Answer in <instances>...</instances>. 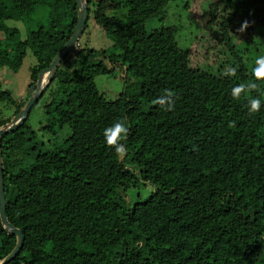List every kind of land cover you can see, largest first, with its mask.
<instances>
[{
    "label": "trees",
    "instance_id": "trees-1",
    "mask_svg": "<svg viewBox=\"0 0 264 264\" xmlns=\"http://www.w3.org/2000/svg\"><path fill=\"white\" fill-rule=\"evenodd\" d=\"M100 1L87 0L90 16L113 45L78 40L31 109L44 98L39 128L30 111L1 139L6 214L24 235L9 264H264V104L248 110L249 98L264 101V78L253 75L264 40L250 63L240 47L264 38V0H211L198 15L209 39L192 40V49L180 46L178 26H146L176 0L160 8ZM78 9L77 0H0V68L17 72L30 50V96L70 40ZM10 20L36 28L21 39ZM118 66L124 89L109 100L96 78ZM166 93L171 111L157 103ZM0 101L17 116L28 99L0 83ZM12 120L0 119V129ZM120 120L128 126L122 157L103 137ZM16 244L0 218V261Z\"/></svg>",
    "mask_w": 264,
    "mask_h": 264
},
{
    "label": "rangeland",
    "instance_id": "rangeland-1",
    "mask_svg": "<svg viewBox=\"0 0 264 264\" xmlns=\"http://www.w3.org/2000/svg\"><path fill=\"white\" fill-rule=\"evenodd\" d=\"M153 5L160 8L167 3V0H152ZM211 0H176L170 2L166 10L161 17L154 18L147 23L149 30H154L162 26H178L179 32V44L180 46L188 47L190 49L195 47V44L191 43L192 40L198 39L202 41H207L209 35L202 28V23H199L198 15L200 12L205 10ZM106 0H101L100 3H106ZM190 6L187 8V6ZM112 6V3L111 5ZM45 9L39 8V12L33 15L35 20H32L36 24L39 20L43 19L45 16ZM113 14V13H112ZM117 16L121 18L126 17V11L120 10ZM7 25L11 27H17L20 30L21 39H26L28 36V27L35 29L36 27L32 24L23 21H13L7 22ZM34 27V28H33ZM3 35L0 34V37ZM264 38L259 37L257 43H250L245 41L240 46L241 48L250 49V54L248 57V63L256 58V50L260 47L259 45L263 42ZM196 41V40H195ZM82 47H89L96 50L107 49L113 45L112 40L106 36L103 29L97 25L94 17L91 15L88 21L87 28L83 32L79 39ZM263 45V44H262ZM36 64V58L30 50L27 51V55L24 58V63L21 68L15 72L7 67L0 68V83L3 89L9 90L11 95L17 101H25L30 99V93L28 87L31 83V69ZM124 70L122 67L118 66L112 74L100 75L96 78L97 87L107 99L114 100L122 94L124 89L123 83ZM43 99L36 105V107L30 113V125L38 129L40 126V121L42 118V104ZM28 102V101H27ZM15 105H11L8 102L0 101V119H7L13 116L15 112ZM10 125V124H8ZM150 190V189H148ZM1 262V261H0Z\"/></svg>",
    "mask_w": 264,
    "mask_h": 264
},
{
    "label": "water",
    "instance_id": "water-1",
    "mask_svg": "<svg viewBox=\"0 0 264 264\" xmlns=\"http://www.w3.org/2000/svg\"><path fill=\"white\" fill-rule=\"evenodd\" d=\"M77 5L79 8L78 19L70 40L64 45L63 49L56 55V57L50 64L49 68L39 74L37 88L35 92L31 95L30 99L28 100L23 110L16 117L13 118L10 125H6L0 129V143L4 135L14 132L24 123L31 109L33 108V106L35 105V103L38 101L43 91L45 90L46 86L52 81L54 74L57 71L60 63L69 53L75 51L74 47L77 41L82 36L83 31L86 27V23L90 18V10L87 0H77ZM6 206H7V199L5 194L4 171H3L1 146H0V218L5 229L9 233L17 236V244L14 250L5 259H3L0 262V264H9L13 259H15L17 255L20 253L24 242V235L22 230L14 227L9 222L6 214Z\"/></svg>",
    "mask_w": 264,
    "mask_h": 264
},
{
    "label": "clouds",
    "instance_id": "clouds-1",
    "mask_svg": "<svg viewBox=\"0 0 264 264\" xmlns=\"http://www.w3.org/2000/svg\"><path fill=\"white\" fill-rule=\"evenodd\" d=\"M247 22H245L246 25ZM245 25L241 26V30ZM257 67L253 70V75L257 78H264V56H261L256 61ZM235 69L230 68L228 70V75H234ZM245 87L255 88V83H250L247 86L243 84H238L231 89V95L234 99H238L240 93L244 90ZM157 103L166 111H171L174 108V99L171 95L165 94L158 98ZM264 104L259 98L251 97L248 100V110L249 112L255 113L258 112L261 108V105ZM128 133V126L124 120L116 121L113 124L107 126L103 130V137L105 144L107 146H112L115 153L119 154L121 157L126 153L127 148L122 141L126 138Z\"/></svg>",
    "mask_w": 264,
    "mask_h": 264
}]
</instances>
